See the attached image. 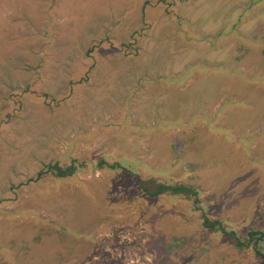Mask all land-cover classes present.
<instances>
[{"label": "rangeland", "instance_id": "1", "mask_svg": "<svg viewBox=\"0 0 264 264\" xmlns=\"http://www.w3.org/2000/svg\"><path fill=\"white\" fill-rule=\"evenodd\" d=\"M0 264H264V0H0Z\"/></svg>", "mask_w": 264, "mask_h": 264}, {"label": "trees", "instance_id": "2", "mask_svg": "<svg viewBox=\"0 0 264 264\" xmlns=\"http://www.w3.org/2000/svg\"><path fill=\"white\" fill-rule=\"evenodd\" d=\"M46 169H53L56 171V174L57 175H64V174H73L75 172V165H69L67 167H61L57 164H52L50 166H48ZM43 171H40V174L42 173ZM144 183V182H143ZM142 184V183H141ZM168 188H173L175 191H179V192H185L187 195H189L190 197H193V200H197V191L194 190L192 187H189L188 185H169V184H163V183H160L158 184V186L156 187L157 190H154L152 191V194L153 195H156L158 194L160 190H166ZM208 217L204 215V221H203V225H205L206 227H209L210 229H214V228H218V229H221L223 230L224 233H228V234H232L234 237L235 235L233 234L232 231H225V229H223V227H221V224L219 222H216V221H208ZM220 224V225H219ZM252 232H250L251 234ZM257 233V232H256ZM254 233V235L256 234ZM257 237H255L253 240H257L256 239ZM252 240V241H253ZM240 243V242H238Z\"/></svg>", "mask_w": 264, "mask_h": 264}]
</instances>
